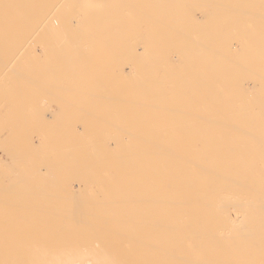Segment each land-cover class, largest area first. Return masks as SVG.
<instances>
[{
	"label": "bare ground",
	"instance_id": "6f19581e",
	"mask_svg": "<svg viewBox=\"0 0 264 264\" xmlns=\"http://www.w3.org/2000/svg\"><path fill=\"white\" fill-rule=\"evenodd\" d=\"M242 6L239 0H0V29H21L25 34L29 28L37 30V35L25 39L19 30L24 39L22 46L13 51L20 39L15 48L6 52L4 60L25 57L30 51L35 53L32 48L36 43H40L41 51L49 49L45 39L51 38L53 42L54 33L58 37L59 30L71 28V33L75 32L71 37L58 38L59 42L51 45L65 49L78 45L70 57L71 70L78 61L84 63L82 69L89 67L94 48L101 45L98 39L102 38L105 47L115 54L114 60L109 57L113 60L112 69L122 68L117 72L122 75L121 65L128 67L123 73L126 77L120 100L115 101L120 106L95 110L87 106L88 110L69 113L59 110L64 122L61 127L56 123L61 120L59 113L50 110V96L44 97L50 107H46L45 101V111L39 100L36 104H40L41 110L39 105L37 109L31 107L28 101L31 108L18 112L4 105L0 108V139H11V143L19 138L32 140V146L18 145L26 154H34L36 149L40 152L42 147L49 152L42 153L49 156L52 152L46 146L48 139H58L57 145L63 137L75 139L68 147L66 168L71 176L78 175L74 186L45 185L42 171L49 162L55 166L58 163L46 161L45 166L44 157L35 173H28L34 155L27 156L25 161L26 154L19 156L13 152V143L4 144L6 160L0 159V203L12 205L15 212L19 204L13 206V202L56 201L69 205L63 217L68 216L71 221L61 228L76 240L79 252L78 257L65 261L67 264H264V10L253 11V6L252 11L245 12ZM213 15L215 18L211 19ZM34 36L39 42L31 40ZM92 40H97L95 47ZM41 51L36 53L41 54L42 61V54L51 50ZM57 52L56 56L52 52L46 57L55 58L60 51ZM35 55L30 56L33 60L28 55L26 58L38 61ZM61 57L66 58L64 54ZM21 61L20 64L24 60ZM59 62L64 69L70 68V61H64L65 67L63 61ZM36 63L34 66L43 70V64ZM9 69L10 78L17 80L12 73L15 69ZM71 70L72 74L76 71ZM27 72L17 73L25 83V75L32 76ZM74 75L77 79L80 74ZM31 79L38 82L33 76ZM33 82L30 87L36 85L39 91L42 85ZM17 83L20 89L24 81L22 85ZM48 90L43 92H52L54 100L61 96H55L57 92L51 88L50 93ZM65 101L66 104L68 100ZM67 104L63 106L68 107ZM36 135L41 140L35 144ZM58 148H52L53 153ZM37 150L35 154L39 156ZM56 155L55 161L64 164V156L57 159ZM109 159L112 173L101 170ZM96 163V173H90L89 167ZM23 164L29 168L26 170ZM22 166L27 171L24 176ZM55 169L59 171V166ZM29 176L31 181L27 180ZM4 228L0 225V232ZM6 232L8 235L13 231ZM119 238L127 250L123 258L98 247Z\"/></svg>",
	"mask_w": 264,
	"mask_h": 264
},
{
	"label": "rangeland",
	"instance_id": "374dc122",
	"mask_svg": "<svg viewBox=\"0 0 264 264\" xmlns=\"http://www.w3.org/2000/svg\"><path fill=\"white\" fill-rule=\"evenodd\" d=\"M238 1V0H237ZM243 1V2H242ZM255 1H257V2H259L260 1V4H259V8L256 6V3L254 4V1H252V0H239V3L240 4H242L243 6H244V11H245V9H247V12H249V10H253L254 8V10L253 11H262V10H264V7H262L263 6V4H262V2H264V0H255ZM252 2H253V4H252ZM257 4V5H258ZM251 5H253L254 6V8H253V6H251ZM261 5V6H260ZM243 6L241 7L242 9H243ZM250 7H252V8H250ZM231 10L229 9V12H230ZM232 12V11H231ZM246 12V11H245ZM210 18H211V16H210ZM213 18H215V16L213 15V17L211 18V19H213ZM204 22V21H203ZM56 26V25H55ZM4 27V26H3ZM29 29H31L29 32H27V34H25L26 33V31H25V33H24V31L23 30H21V29H19V30H21L20 32H22V33H24V39L26 38V37H28V38H31L32 36L31 35H34V33H35V35H37L36 33H37V30L35 31V29H32V28H29ZM71 29V28H70ZM70 29H65L63 32L62 31H58V33L60 34V36H58V37H55L56 36V34H57V32L56 33H54V34H52V36H51V34L49 35V36H51V37H53V35H54V39H52L53 40V42H55V44H57V42H59L58 40H60L61 38H63L64 36H66V37H71L70 36V34L71 35H73L75 32H73V33H71V31H73V29H71V31H70ZM19 30H7L6 29V27H4V29L3 28H1L0 29V58H2V61L0 60V66H1V63H3V65L0 67V108H2L3 107V105H4V107H6L7 106V108L9 107V108H14V109H16L15 111H17L18 112V110H24V109H29V108H31V107H33L34 109L36 108L37 109V107H38V105H39V107H38V109H40L41 110V107H42V105H43V107L45 108V109H43L42 111H45L46 110V107L48 108L49 107V105H50V107H52V109L50 108V110H52V111H56V113H59V115H58V119H60L62 116H61V111L60 112H58L59 110H62V113H63V111H65V113H69V111H72V112H79V111H85V109H87V106L88 107H90V109L89 110H95V109H104V108H110V107H115V106H120L121 104L119 103V104H117L115 101L116 100H120V98H118V97H121V92H122V90H123V82H124V79H125V77H126V75H124L123 76V73H124V71H125V73L128 71V67H127V65H125L123 62V64H124V66H122L121 65V67H123V73L121 72V74L122 75H119V74H117V72L119 71H121V69L119 70V69H117V71H116V68L117 67H115V70H113L112 68V66H111V62L114 60L113 58H115V56H113V55H115V54H113L114 52H112L109 48H107V46L105 47V45H104V38H102V39H98L100 42H101V45H100V47H98L97 48V46L95 47V43H96V41L97 40H92V43H93V41H94V44H93V47H95L94 48V50H93V48H92V46H91V49H92V51H94V53L92 54V52H91V54L93 55V56H91L90 58H92L91 60H93V61H91L90 63H89V59L90 58H88V63H89V67H88V65H87V67L88 68H86V70H85V68L84 69H82V67L84 66V63H80V62H82V61H78L80 64H81V66H79V63L77 64V63H75L74 64V66H72L73 68H80V71H77V70H79V68L76 70V68L74 69V70H76L77 72H80L79 74L75 71L74 72V70H73V68H72V70H71V64L73 65V61H72V59L70 58L71 56H72V53H74V49H76V48H78V45H75V46H73V47H71V48H61V47H58L57 45L56 46H51L52 44H53V42L51 41V38L48 40H44L43 42H49L48 44L50 45L49 47H51V48H49V49H46V50H42V51H46V52H48V50H51L50 52H48V53H45V54H42V55H44V58L45 59H42V61L41 60H39V58H41L42 56H41V54L39 55V53H36V52H40L41 51V48L38 46L39 44H37L36 43V45L35 46H33V48H32V50H34V48H35V53H34V51H30L27 55H28V57H27V55L25 56V57H23V56H20L21 58H19V56L18 57H16V58H18V59H16V58H14L15 60H4L3 59V57H5L6 58V56H7V53H9L13 48H15V45L16 44H18V45H16V48L13 50V51H15L16 49H18V48H20L21 46H22V40H24L23 38L21 39V35H19ZM6 31V32H5ZM8 31V32H7ZM10 31V32H9ZM14 31V32H13ZM35 31V32H34ZM42 31V30H41ZM16 32V33H15ZM60 32H62V33H60ZM93 32H94V30H93ZM33 33V34H32ZM41 33V32H40ZM65 33V34H64ZM21 34V33H20ZM58 34V35H59ZM64 34V35H63ZM93 34H96V32L95 33H93ZM6 35V36H5ZM31 36V37H30ZM48 36V34H47V37H49ZM4 37V38H3ZM8 37V38H7ZM35 37V36H34ZM32 38L31 40H35L36 42L38 41V39L35 37V38ZM38 37H39V33H38ZM58 38H60V39H58ZM9 39V40H8ZM13 39V40H12ZM21 39V40H20ZM55 39H56V41H55ZM69 39V38H68ZM4 40V41H3ZM18 40H20L18 43H17V41ZM30 40V39H29ZM30 40V41H31ZM11 43H10V42ZM35 41H33L34 42V44H35ZM3 42V43H2ZM32 42V41H31ZM39 42V41H38ZM7 43V44H6ZM10 43V44H9ZM51 43V44H50ZM33 44V45H34ZM55 44H53V45H55ZM2 45V46H1ZM96 45H97V43H96ZM9 46H10V48H9ZM30 47V46H29ZM54 47H56V48H54ZM105 47V48H104ZM3 48V49H2ZM8 48V49H7ZM59 48V49H58ZM73 48V49H72ZM101 48H103V49H101ZM11 49V50H10ZM31 48H29V50H30ZM53 49H55V51H53ZM57 49V50H56ZM63 50V51H61V50ZM71 49V51H69ZM6 50V51H5ZM68 50V51H67ZM74 50V51H73ZM102 50V51H101ZM41 51V52H42ZM56 51H60L59 52V55H57V57H55V58H53V56H56V54H54V53H56ZM67 51V53H64V52H66ZM4 52V53H3ZM7 52V53H6ZM32 52V53H31ZM52 52H53V56H52V59L50 58L49 59V57H50V55H52ZM57 52V53H58ZM71 54H70V53ZM2 53V54H1ZM31 53V54H30ZM60 53H61V55L63 56V54H64V56H66V58H65V60H63L64 59V57H61V55H60ZM100 53V54H99ZM3 54H5V55H3ZM38 56H36V55ZM46 54L49 56V57H46ZM69 54H70V56H69ZM89 54V53H88ZM91 54H89V55H91ZM97 54V55H96ZM110 54H111V56H110ZM3 55V56H2ZM31 55H35L36 56V60H38V61H32V62H30V60H28L27 58H29ZM68 56V57H67ZM27 57V58H26ZM32 57V56H31ZM30 57V58H31ZM86 57H89V56H86ZM85 57V58H86ZM109 57H111V59H113V60H110V58ZM25 58V59H24ZM29 58V59H30ZM109 59V61H108V59ZM24 60L23 61V63H21L20 64V60ZM27 59V60H26ZM34 58H31V60H33ZM56 59H58V61H56ZM62 59V60H61ZM69 59V60H68ZM19 60V61H18ZM49 60V61H48ZM59 60L60 61H68V63L67 64H69V61H70V68H68L67 69V67H65V65H66V63L64 62V67H65V69L63 68V63L62 62H59ZM3 61H7L6 63L5 62H3ZM17 61H18V63H17ZM21 61V62H22ZM26 61V62H25ZM40 61V65L41 64H43V65H41V66H43V67H41L43 70H45L46 69V71L43 73V70H38L37 68H38V65H37V63ZM48 61V62H47ZM71 61H72V63H71ZM87 60H83V62H86ZM108 61V62H107ZM12 62H13V64H12ZM28 62H29V64H28ZM34 62H37L36 63V65H37V68H36V66H34ZM43 62V63H42ZM47 62V63H46ZM56 62H58L57 63V66H56ZM76 62V61H75ZM105 62V63H104ZM110 62V63H109ZM5 63V64H4ZM26 63V64H25ZM33 63V66L31 65ZM46 63V64H45ZM92 63H93V65H92ZM8 64H10V65H8ZM15 64V65H14ZM19 64V65H18ZM22 64H25V65H22ZM47 64H48V66H47ZM76 64H77V66H76ZM121 64V63H120ZM14 65V66H13ZM21 65V66H20ZM30 65V66H29ZM45 65V66H44ZM59 65V66H58ZM107 67H106V66ZM108 65L109 66H111V67H108ZM6 66H7V68L9 67V68H14L15 69V67H18L17 69H15V71H13L12 70V73H14L15 75V77H17V80H16V78L15 79H11L10 78V76H12V75H10L9 74V70L8 69H6ZM12 66V67H11ZM28 66H29V69H26V67L28 68ZM32 66V67H31ZM46 66H47V68H46ZM67 66V65H66ZM31 67V68H30ZM101 67V68H100ZM21 68H23V69H21ZM26 69V71H24L25 69ZM35 68H36V71H35ZM45 68V69H44ZM99 68V69H98ZM107 68V69H106ZM3 69H4V71H3ZM21 69V70H20ZM96 69V70H95ZM102 69V70H101ZM106 69V70H105ZM110 69V70H109ZM7 70H8V72H7ZM17 70H19L18 72H17ZM24 72H27V74L29 73V75L32 73V76H33V78L34 79H37L38 80V82L36 83V81L35 80H33L36 84H39V86H41L42 88L41 89H39V91H38V87H36V85H34V86H31L30 87V85H31V83L30 82H33V81H31L32 79V76L30 77V76H28V78H26L27 76L25 75V79H26V83H25V80H24V78H22V80L24 81V84H23V81L20 79V77H18V76H20V75H23V71ZM29 70H32V71H29ZM63 70V71H62ZM70 70L71 71H73L74 73L72 74V72H70ZM82 70H85L84 72L82 71ZM98 70V71H97ZM11 71V70H10ZM20 71H22L23 73H19ZM50 71V72H49ZM62 71V72H61ZM100 71V72H99ZM112 73H111V72ZM16 72V73H15ZM41 72V73H40ZM46 72H49V73H46ZM60 72H61V74H60ZM68 72V73H67ZM82 72L84 73V74H82ZM97 72H99V73H97ZM106 72H107V74H106ZM4 73H6V74H4ZM17 73L18 74H20V75H17ZM51 73V74H50ZM87 73V74H86ZM3 74V77L1 76ZM26 74V73H25ZM44 74V75H43ZM69 74H71L72 76L74 75V74H78L77 76H78V78L77 79H75L76 78V76L74 75L73 77H71V76H68ZM103 74V75H102ZM106 74V75H105ZM99 75V76H98ZM101 75V76H100ZM108 75H111V76H108ZM97 78H95V77ZM104 76V77H103ZM9 77V78H8ZM24 77V76H23ZM30 77V78H29ZM61 77V78H60ZM75 77V78H74ZM82 77V78H81ZM94 77V78H93ZM101 77V78H100ZM111 77V78H110ZM7 80H6V79ZM68 80H67V79ZM117 78V79H116ZM28 79V80H27ZM29 79H30V81H29ZM66 79V80H65ZM82 79V80H81ZM13 80L15 81L16 80V83L15 82H13ZM41 82H44L43 84H41V83H39L40 81ZM45 80V81H44ZM79 80H81V81H79ZM88 80V81H87ZM18 81H20V85H24V87H23V85L22 86H20V89H19V87L17 86V84L19 85V83H17ZM28 81H29V83H28ZM73 81V82H72ZM2 82H6L5 84L4 83H2ZM33 82V83H34ZM45 82H46V84L47 85H45ZM70 82V83H69ZM79 82H80V84H79ZM82 82V83H81ZM96 82V83H95ZM50 85H49V84ZM74 83V84H73ZM92 83V84H91ZM120 83V84H119ZM51 84H53V85H51ZM66 84V85H65ZM71 84H73V85H71ZM78 84V85H77ZM95 84V85H94ZM104 84V85H103ZM106 84V85H105ZM26 85V86H25ZM27 85H29V86H27ZM57 85V86H56ZM60 85V87H58ZM70 85V86H69ZM50 86V87H49ZM56 86V87H55ZM65 86V87H64ZM87 86L89 87V90H88V88H87ZM92 86V87H91ZM102 86V87H101ZM12 87H14L13 89H12ZM16 87V88H15ZM34 87V88H33ZM36 87V88H35ZM45 87V88H44ZM58 87V88H57ZM61 87L62 88H64V90L63 89H61ZM67 87H69V88H67ZM73 87V88H72ZM90 87H91V89H90ZM100 87V88H99ZM119 87V88H118ZM23 88V89H22ZM30 88V89H29ZM40 88V87H39ZM44 88V89H43ZM50 88H51V91L53 90V91H56L57 93H54V95L56 96V94H60L61 96H59V97H55V99L56 100H54V98L51 96V94H53L51 91H50ZM56 88V89H55ZM7 89V90H6ZM10 89V90H9ZM45 89H49L48 90V92L50 93V95L49 94H46V91H44L43 92V90H45ZM67 89V90H66ZM97 89V90H96ZM9 90V91H8ZM21 90H25V91H22V92H20ZM10 91H11V93H10ZM36 91V92H35ZM92 91V92H91ZM25 94H24V93ZM37 93V94H35V93ZM40 92V93H39ZM89 92V93H88ZM5 93H7L6 95H5ZM14 93H15V95H14ZM20 93V94H19ZM21 93H23L24 94V96L21 94ZM88 93V94H87ZM93 93V94H92ZM114 93V94H113ZM17 94V95H16ZM39 94V95H38ZM45 94V95H44ZM90 94V95H89ZM97 94V95H96ZM98 94H101L100 96H98ZM105 94V95H104ZM11 95H13V97L11 96ZM30 96V97H28V96ZM44 95V96H43ZM53 95V96H54ZM102 95H104L103 97H102ZM108 95V96H107ZM10 96V97H9ZM17 96H21L20 98L19 97H17ZM41 96H43L42 98H40ZM48 97V96H50V97H48L51 101H49L50 102V104L48 105L47 103H49V102H47L46 100H48V98H46V100H45V98L44 97ZM92 96V98H90ZM114 97V96H116V97H114V98H112V97ZM5 97V98H4ZM51 97L53 98V100H54V102L56 101V103H53V100L51 99ZM60 97H61V99H60ZM63 97V98H62ZM70 97V98H69ZM83 97V98H82ZM93 97H95V98H93ZM100 98H102V99H100ZM68 100L67 101V103H70L71 102V104H67V105H69L68 107L66 106V107H64L66 104H65V100ZM89 99H91L90 101H89ZM6 100H7V102H6ZM9 100V101H8ZM10 100H11V102H10ZM38 100H39V103L41 104V107H40V104H36L37 102H38ZM60 100V101H59ZM62 100V101H61ZM99 100V101H98ZM106 100V101H105ZM13 101V102H12ZM21 101V102H20ZM30 103L29 105H31V107L27 104L28 102ZM32 101V102H31ZM36 101V102H35ZM45 101H46V105H48V106H46L45 107ZM92 101V103L94 104V101H95V105H92V103H90ZM113 101V102H112ZM5 102V103H4ZM61 102V103H60ZM110 103V104H109ZM15 104V105H14ZM33 104H35L36 105V107L33 105ZM57 104V105H56ZM105 104V105H104ZM13 105V106H12ZM64 105V106H63ZM74 105V106H73ZM98 105V106H97ZM60 106H62L61 108H60ZM78 106V107H77ZM80 106H82L81 107V109L79 108ZM96 106V107H95ZM16 107V108H15ZM84 107V109H82ZM86 107V108H85ZM98 107V108H97ZM63 108H65L66 110H63ZM92 108V109H91ZM49 110V109H48ZM88 110V109H87ZM61 120H62V118H61ZM61 120H57V125L58 124H60V126H58V127H61L62 125L61 124H63L64 122H63V120L61 121ZM58 121H59V123H58ZM59 129V128H58ZM86 132V130L85 131H82V133H85ZM88 133V132H87ZM37 137V139L35 140V139H33V143H38V142H40V141H37V140H41V137L39 136V135H36ZM70 138V139H69ZM66 139H67V141H66ZM6 140H8V139H6ZM6 140H2V139H0V142H1V144H0V159L2 160V161H4V159L6 160V155H4V154H6V152L4 151V147H3V145L4 144H7V145H10V143H11V139H9L8 141H6ZM14 140V139H13ZM22 141V144H21V142L20 141ZM19 140H14L12 143H13V145H12V150H13V152H15V154H19V156H21L20 155V153L21 154H26V150H24L23 148H21V147H25L26 148V146H23V144L24 145H26L27 143H29V145L27 144V146H32V145H30V143L32 142V140L30 141V142H27V141H29V140H27V139H20L19 138ZM49 140V143H46V146H47V149L49 148V150H50V153L51 154H49V156L47 155V154H44V153H42L43 151L45 152L46 151V149H45V146H44V149L45 150H42V147H41V150H40V152L38 151V155L42 158L41 160L40 159H38V157L39 156H36L37 154H35L36 152V150L34 151V150H31L32 148H30V150L31 151H34V154L33 153H31L30 152V154H29V152H27V154L25 155V157L23 156V159L25 158V161L27 160L26 159V157L27 156H31V155H34V156H31L32 157V159H33V157H34V159H33V161H34V164L33 163H31V165H32V168H31V166H29V163H28V166L30 167H28L27 166V164H23V165H25V169L26 168H29L31 171H29V170H27L28 171V173H33V171H34V173H35V170H36V168L38 169V165H40V164H42L41 163V161L44 159V157H46V159H47V157L49 158V160H44V162H45V166H47V163H46V161H52V160H54V162H57L58 164H57V166H59V171L58 170H56L55 168H57V166H55V165H53V163H51V162H49L48 163V167L46 168V170L48 169L49 170V172H47L46 170H44V171H42V173H40V174H42V178H43V180H46V182H45V185H48L49 184V186H74L75 184H76V179H77V176L78 175H74L73 174V176H71L72 175V173L69 171V170H67V165L66 164H68V162H69V158L67 157L68 156V153H69V151H70V149L68 148V147H70L71 148V145H73V143H74V140L75 139H71V137H67V138H64L63 137V139H59V140H61V143L59 142L58 143V145H57V140L58 139H48ZM53 140V141H52ZM55 140V141H54ZM69 140L72 142V143H70L69 142ZM85 140V139H84ZM10 141V142H9ZM26 141V142H25ZM52 141V142H51ZM64 141V142H63ZM6 142H9V143H6ZM15 142V143H14ZM19 142H20V144H19ZM56 144L55 146H53L54 145V143ZM11 143V144H12ZM64 143V144H63ZM65 143H67L66 145H65ZM17 144V145H16ZM47 144H49V146L50 145H52L51 147H49ZM71 144V145H70ZM16 145V146H15ZM21 146V147H19V146ZM60 145V146H59ZM61 145L63 146L64 145V147H62L61 149H62V151H60L61 149H59L60 147H61ZM69 145V146H68ZM13 146H15L16 148H17V146H18V149H16V150H18V151H15V147H13ZM34 146V145H33ZM67 146V147H66ZM37 147V146H36ZM59 147V148H58ZM2 148H3V151L5 152H3L2 151ZM37 148H39V147H37ZM52 148H55L56 150H57V148L59 149V151H54V153H56L55 155H56V158L57 159H59L58 157H60L61 156V154H62V157L64 156V159L63 158H61L60 160L61 161H63V163L64 164H62L61 165V163L60 162H58V160L57 161H55V155H54V153H53V150H52ZM68 148V149H67ZM20 149V150H19ZM54 149V150H55ZM64 149H66L65 151H63ZM22 150V152H20ZM24 150V151H23ZM28 150V149H27ZM29 150V151H30ZM18 152V153H17ZM24 152V153H23ZM60 152H61V154H60ZM66 152V154H64ZM2 153V154H1ZM40 153V154H39ZM46 153H49L48 152V150L46 151ZM44 154V156H42ZM58 154H60V156L58 155ZM53 159H52V158ZM29 158V157H28ZM50 158H51V160H50ZM65 158H67L66 160H65ZM31 159V158H30ZM118 159H120V157H118ZM38 160V161H37ZM68 161V162H67ZM105 161H107L106 159H105ZM24 162V161H23ZM31 162V161H30ZM43 162V163H44ZM66 162V163H65ZM40 163V164H39ZM60 163V164H59ZM109 163V164H108ZM108 163L104 166V167H102L101 168V170L103 171V170H105V172H107V173H112V172H114V169H113V166L111 165V160L109 159V161H108ZM36 164V165H35ZM38 164V165H37ZM61 165V166H60ZM96 165H97V163L96 164H94V165H92V167L90 166L89 167V169H91V170H89L90 171V173H96V171H97V168H96ZM27 166V167H26ZM44 166V165H43ZM44 166V167H45ZM50 166H52V167H50ZM55 166V167H54ZM35 169H34V168ZM53 168V171H51L50 172V168ZM111 167H112V169H111ZM20 168V167H19ZM95 168H96V170H95ZM20 169H22V170H24V166H22V168H20ZM54 169H55V171H54ZM64 169V170H63ZM95 171H94V170ZM107 169H108V171H107ZM52 170V169H51ZM61 170V171H60ZM25 171V170H24ZM27 171H25V173L23 174V176L24 175H26V172ZM58 171V172H57ZM89 171H88V175H91V174H89ZM102 171H100V174H101V172ZM110 171V172H109ZM62 172V173H61ZM104 172V171H103ZM102 172V173H103ZM52 173L54 174V176L52 177ZM60 173V174H59ZM70 173V174H69ZM57 174V175H56ZM59 174V175H58ZM29 175V174H28ZM49 175H50V177H49ZM45 176V177H44ZM47 176V177H46ZM41 177V176H40ZM31 176H29V177H27V180L28 181H31ZM37 178V177H36ZM30 179V180H29ZM56 179H60V180H56ZM57 183H56V182ZM55 182V183H54ZM52 183V184H51ZM60 183V184H59ZM59 184V185H58ZM101 185V184H100ZM103 185V184H102ZM90 186H97V185H91L90 184ZM8 202V204L7 205H9L10 204V202L9 201H7ZM49 202H52V203H49ZM49 202H46V201H31V202H25V203H16V202H13V206H14V204H16V205H18V209H17V213L14 211L16 208L15 207H13V208H11V206H5V204H6V202H3V203H0V208H2L1 206L2 205H4L3 207H5V208H3L2 210L0 209V211H2V212H4V213H2L1 212V214H0V225H3L5 228H4V230H2L1 232H0V235H2V236H0L1 238H0V264H5L6 262V264H67L65 261H67L68 259H70V258H76V257H78V252H79V247H78V245H77V242H76V240L75 239H72L71 237H70V235H68L66 232H63V229L61 228L63 225H64V223L65 222H70L71 221V218L70 217H68V216H66V217H63V214L64 213H66L65 211L67 210V209H69V205H64V204H62V203H60V202H56V201H49ZM30 203V204H29ZM11 204H12V202H11ZM23 204V205H22ZM46 206H45V205ZM52 204V205H51ZM22 206V207H21ZM26 208H25V207ZM27 206H29V208L27 207ZM32 206V207H31ZM34 206V207H33ZM35 206H38L39 208H35ZM40 206H42L41 208H42V210L40 209ZM44 206V207H43ZM8 207H9V209H8ZM46 207V208H45ZM19 208H22V210H23V212L21 211V209H20V212H19ZM43 208H45V210L43 209ZM56 208V209H55ZM8 209V210H7ZM12 209V210H11ZM6 210V211H5ZM58 210H59V212H58ZM53 211H54V213H53ZM9 212V213H8ZM45 212V213H44ZM9 215H8V214ZM57 213V214H56ZM30 214H32V215H30ZM26 215V216H25ZM10 216V217H9ZM27 216H29V217H27ZM49 216V217H48ZM51 216V217H50ZM32 219V220H31ZM32 221V222H31ZM54 222V223H53ZM13 225V226H12ZM24 225H25V227L27 226V228H24ZM56 225V226H55ZM28 226H29V228H28ZM58 226V227H57ZM6 229V230H5ZM24 229H26V232H25V230ZM41 229L43 230V232H41ZM55 229V230H54ZM8 230H11V231H13L11 234L10 233H8V235H7V232L6 231H8ZM34 230V231H33ZM53 230V231H52ZM57 230V231H56ZM27 231H28V233H27ZM51 231V232H50ZM59 231V232H58ZM33 232V233H32ZM58 232V233H57ZM4 233V234H3ZM31 233V234H30ZM35 236H34V235ZM39 234V235H38ZM44 237H41V235ZM24 235V236H23ZM31 235V236H30ZM33 235V236H32ZM38 235V236H37ZM50 235V236H49ZM26 236V237H25ZM4 237V238H3ZM22 237H23V239H22ZM36 237V238H35ZM46 237V238H45ZM50 239V240H49ZM45 240H46V243H45ZM73 240V241H72ZM111 240V239H110ZM109 240V241H110ZM117 240V239H116ZM116 240H111V242H108V243H104L103 245H101V246H99L98 245V247H102V249L101 250H106V251H108V252H111V256H115V255H117L119 258H123V256H124V254L125 253H127V250L126 249H124L122 246H121V243H122V241H121V238H119V240H117V242H118V244L119 245H115V243H117V242H115ZM3 241V242H2ZM51 241V242H50ZM113 241H114V245H113ZM22 244V245H21ZM20 246V247H19ZM118 246V247H117ZM12 247L14 248V249H12ZM7 248H9V249H7ZM7 249V250H6ZM18 249V250H17ZM36 249H37V251H36ZM6 250V251H5ZM49 250V251H48ZM85 250H87V252L88 251H90V249H85ZM4 251V252H3ZM9 251V252H8ZM15 251V252H14ZM7 252V253H6ZM13 253V254H12ZM115 253H119V254H115ZM4 254V255H3ZM8 254V255H7ZM17 254H18V256H17ZM122 254V255H121ZM3 255V256H2ZM126 255V254H125ZM2 256V257H1ZM87 256H90V254H88ZM13 257V258H12ZM25 257V258H24ZM19 258V259H18ZM6 259V261H4ZM17 260H18V262H17ZM49 260V261H48ZM52 260V261H51ZM58 260V261H57ZM63 261V262H62ZM38 262V263H37ZM65 262V263H64Z\"/></svg>",
	"mask_w": 264,
	"mask_h": 264
}]
</instances>
